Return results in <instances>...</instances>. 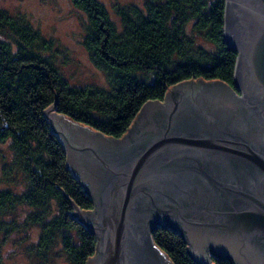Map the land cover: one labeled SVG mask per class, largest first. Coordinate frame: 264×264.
<instances>
[{
	"label": "water",
	"instance_id": "obj_1",
	"mask_svg": "<svg viewBox=\"0 0 264 264\" xmlns=\"http://www.w3.org/2000/svg\"><path fill=\"white\" fill-rule=\"evenodd\" d=\"M232 83L199 77L146 99L126 132L105 135L42 112L92 208L65 210L95 234L84 264H171L148 229L164 224L196 264H264V0H224ZM51 86V85H50Z\"/></svg>",
	"mask_w": 264,
	"mask_h": 264
},
{
	"label": "trees",
	"instance_id": "obj_2",
	"mask_svg": "<svg viewBox=\"0 0 264 264\" xmlns=\"http://www.w3.org/2000/svg\"><path fill=\"white\" fill-rule=\"evenodd\" d=\"M86 14L82 44L102 69L106 84H74L53 57L51 40L26 18L0 7V156L7 181L0 187V216L17 206L29 209L21 220H1L8 229L39 225L28 247L38 256L59 242L68 264H84L95 234L65 210L91 208L78 176L65 164V150L49 129L43 108L105 135L120 136L146 99H161L167 86L182 79H219L232 84L235 50L223 38L224 0H140L114 2L110 17L99 0H72ZM51 85V86H50ZM21 182L16 190L9 183ZM62 192L67 197L63 196ZM152 238L172 264H196L185 241L170 227ZM214 264H231L215 258Z\"/></svg>",
	"mask_w": 264,
	"mask_h": 264
},
{
	"label": "rangeland",
	"instance_id": "obj_3",
	"mask_svg": "<svg viewBox=\"0 0 264 264\" xmlns=\"http://www.w3.org/2000/svg\"><path fill=\"white\" fill-rule=\"evenodd\" d=\"M106 6L110 17H115L112 4L139 2L140 0H99ZM0 7L22 14L30 25L41 35L51 40L53 57L61 73L71 83L106 84L105 74L89 58L82 44V35L86 24V14L72 0H0ZM126 132V131H125ZM4 156H0V187L7 181L1 174L2 161L9 160L10 152L3 146ZM19 190L21 182L9 183ZM29 207L17 206L9 213L0 216L2 220L25 217ZM1 222V220H0ZM39 231L37 223L29 224L25 229H8L0 223V264H68L60 250L59 242L38 256L28 247L36 240ZM209 264H214L211 261Z\"/></svg>",
	"mask_w": 264,
	"mask_h": 264
},
{
	"label": "flooded vegetation",
	"instance_id": "obj_4",
	"mask_svg": "<svg viewBox=\"0 0 264 264\" xmlns=\"http://www.w3.org/2000/svg\"><path fill=\"white\" fill-rule=\"evenodd\" d=\"M229 84V83H228ZM230 86L235 90V92L236 93H239V90L233 85V83L232 84H230ZM79 182H80V180H79ZM92 208V207H91ZM158 226H164V227H168V226H166V225H164V224H155L153 227H150L149 229H148V234H149V237H150V240L152 241V243L157 247V249L159 250V251H161V252H163V253H165V251L154 241V239L152 238V231L155 229V228H157ZM177 233V232H176ZM179 234V233H178ZM96 238V237H95ZM186 244H187V242L185 241V246H186ZM207 252V254L210 256V262L211 261H213V260H215V257H213L212 255L213 254H211V253H209L208 251H206ZM165 255H166V258L167 259H169L168 258V256H167V254L165 253ZM170 260V259H169ZM171 261V260H170ZM209 262V263H210ZM171 264H172V261H171Z\"/></svg>",
	"mask_w": 264,
	"mask_h": 264
}]
</instances>
